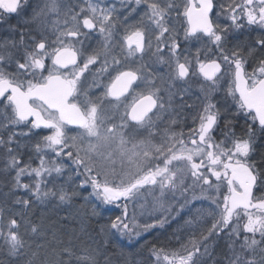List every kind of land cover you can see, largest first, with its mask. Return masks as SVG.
Here are the masks:
<instances>
[{
	"label": "snow or ice",
	"instance_id": "snow-or-ice-1",
	"mask_svg": "<svg viewBox=\"0 0 264 264\" xmlns=\"http://www.w3.org/2000/svg\"><path fill=\"white\" fill-rule=\"evenodd\" d=\"M0 31L8 264H264V0H0Z\"/></svg>",
	"mask_w": 264,
	"mask_h": 264
},
{
	"label": "trees",
	"instance_id": "trees-1",
	"mask_svg": "<svg viewBox=\"0 0 264 264\" xmlns=\"http://www.w3.org/2000/svg\"><path fill=\"white\" fill-rule=\"evenodd\" d=\"M3 190V189H1ZM75 209H67L63 206H61L60 208H57L56 205L52 204V205H37L34 209H33V218H40V217H44L43 213L45 214V217L47 222L49 223H56L57 221H61L65 216H69L70 213L74 212ZM111 213H104L105 218L107 217V215H110ZM206 226V225H204ZM56 227L59 228H64L68 233H71L74 229L77 232V235L79 234V224L78 222H70L67 225H62V224H56ZM177 227L176 224H173L171 228H168L166 232H163V234L161 232H156L153 235L156 236H160L161 241L164 243H167V238L171 237V232L173 230H175ZM68 237H65V239H67ZM148 240L152 239V236H148L147 237ZM141 244H143V241H141ZM222 244V242H221ZM118 245L122 246L124 248V250L126 252H131V253H136L137 255L134 257L135 259H137L138 261H142L144 258H146L147 256V252L144 251L139 244H132V245H128L126 243H123L121 241H118ZM175 244L173 242L172 245H170V247H174ZM217 253H219L221 251V248L218 247L216 249ZM0 261L4 262V264H8V257L0 254Z\"/></svg>",
	"mask_w": 264,
	"mask_h": 264
},
{
	"label": "rangeland",
	"instance_id": "rangeland-1",
	"mask_svg": "<svg viewBox=\"0 0 264 264\" xmlns=\"http://www.w3.org/2000/svg\"><path fill=\"white\" fill-rule=\"evenodd\" d=\"M3 166V165H2ZM27 179V178H26ZM145 198H147L148 200H151V194H150V192H148V193H145L144 194V196H142V199H145ZM106 214H108V212H105ZM43 216L45 217V214L43 213ZM108 216V215H107ZM121 242H123V243H126V244H128V245H132V244H135V242H133V241H129V240H127V239H122V240H120Z\"/></svg>",
	"mask_w": 264,
	"mask_h": 264
},
{
	"label": "flooded vegetation",
	"instance_id": "flooded-vegetation-1",
	"mask_svg": "<svg viewBox=\"0 0 264 264\" xmlns=\"http://www.w3.org/2000/svg\"><path fill=\"white\" fill-rule=\"evenodd\" d=\"M13 23H15V20H13ZM3 34H4L3 31H0V35H3ZM193 90L196 91L197 89L194 88ZM193 99H194V97H193ZM188 124H191V117H189V119H188ZM180 126L183 127V121H181V125ZM177 131H179V128L177 129ZM184 131L186 132L187 129L184 128ZM25 158L27 159V156ZM33 159L35 160V157H33ZM2 165H3V163H2V161H0V168L3 167ZM20 194L22 195V193H20Z\"/></svg>",
	"mask_w": 264,
	"mask_h": 264
}]
</instances>
